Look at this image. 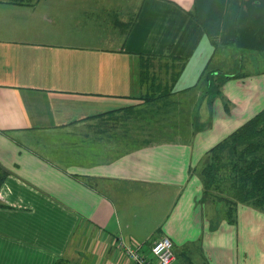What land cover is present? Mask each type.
<instances>
[{"label": "crops", "instance_id": "obj_1", "mask_svg": "<svg viewBox=\"0 0 264 264\" xmlns=\"http://www.w3.org/2000/svg\"><path fill=\"white\" fill-rule=\"evenodd\" d=\"M258 56L264 0H0V264H134L118 237L163 236L172 264H264V210L200 175L264 111Z\"/></svg>", "mask_w": 264, "mask_h": 264}, {"label": "trees", "instance_id": "obj_2", "mask_svg": "<svg viewBox=\"0 0 264 264\" xmlns=\"http://www.w3.org/2000/svg\"><path fill=\"white\" fill-rule=\"evenodd\" d=\"M16 2H30L31 0H14ZM264 125V111H261L254 118L248 120L241 127L235 130L229 137L224 139L208 153L225 149L227 146H231L232 150L236 151V146L242 143L247 144V148L242 150L237 157L239 162L228 163V168H223L225 172L229 171V174L233 176L226 188L217 187V204L227 206V215L230 216L233 211V207L237 203H248L257 208L264 210V157L258 156V148L255 149L257 138L261 139L264 134V128L260 126ZM262 135V136H261ZM254 148V149H253ZM256 150V152H255ZM234 152V151H233ZM248 152L252 155V161L247 163L245 161V155ZM235 154V153H234ZM218 168L212 166H205L201 169L200 175L202 177L204 185V199L206 200V193L209 191V187L216 183L215 175ZM3 176L0 174V184ZM226 189V190H224ZM62 264V263H58Z\"/></svg>", "mask_w": 264, "mask_h": 264}, {"label": "rangeland", "instance_id": "obj_3", "mask_svg": "<svg viewBox=\"0 0 264 264\" xmlns=\"http://www.w3.org/2000/svg\"><path fill=\"white\" fill-rule=\"evenodd\" d=\"M260 57V63L264 64V57ZM259 63V62H258ZM253 64V63H252ZM257 67L258 65H254ZM248 66L244 67L242 66V69L247 68ZM260 128H264V125L261 124ZM264 135V134H262ZM261 135V136H262ZM247 148V144L242 143L236 146V151L232 150L231 146H227L225 149H220L218 151H214L211 153H208L204 159L203 164L200 167V170L205 167V166H212L215 168H218V171L216 172L215 175V180L216 183L212 185V187H209V191L206 193V202L211 205L217 207V187L226 188L225 186H228L230 183V180L233 178L231 174H229V171L225 172L223 168H228V163L230 162H239L238 165L244 164L239 161V158L241 159L242 157H237L240 152L244 149ZM254 148L257 149V157L261 155V157H264V136L261 137V139L257 138L256 144L254 145ZM253 148V149H254ZM234 151V152H233ZM256 152V150H255ZM235 153V154H234ZM247 155H245V161L247 163L252 161V155H250L248 152H246ZM243 159V158H242ZM226 190V189H224Z\"/></svg>", "mask_w": 264, "mask_h": 264}, {"label": "built area", "instance_id": "obj_4", "mask_svg": "<svg viewBox=\"0 0 264 264\" xmlns=\"http://www.w3.org/2000/svg\"><path fill=\"white\" fill-rule=\"evenodd\" d=\"M116 244L134 264H172L175 260L173 244L167 236L155 241L149 248V253H143L141 246L136 243H125L121 237L116 239Z\"/></svg>", "mask_w": 264, "mask_h": 264}]
</instances>
